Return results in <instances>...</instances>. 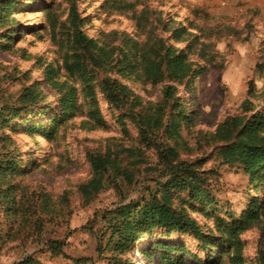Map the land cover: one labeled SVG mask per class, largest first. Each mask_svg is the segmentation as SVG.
Returning a JSON list of instances; mask_svg holds the SVG:
<instances>
[{
    "label": "rangeland",
    "instance_id": "rangeland-1",
    "mask_svg": "<svg viewBox=\"0 0 264 264\" xmlns=\"http://www.w3.org/2000/svg\"><path fill=\"white\" fill-rule=\"evenodd\" d=\"M123 1H136L135 8L118 11L113 8L115 0H17L16 7L7 14L8 27H0V36L9 28L13 38L10 43L0 39V166L18 158L15 171L0 168V264H163L160 249H149L154 242L186 246L180 256L188 264H232L225 246L215 244L211 249L200 250L189 235L166 237L155 232L146 235L135 248L117 252L119 216L115 209L123 201L139 198L144 187L156 188L152 178L157 177V172L147 169L158 164L154 149L145 151V161L139 165L133 185L125 182L122 168L117 165L108 166L105 176L96 180L86 154L140 144L134 124L126 120L124 131L117 120L119 113L98 93L107 128L96 126L86 115L85 107L83 115L75 114L59 123L48 136L46 129L53 128L50 109L43 116L38 109L31 112V107L25 110L20 103L24 89L39 84L47 104H54L56 92L45 81L44 70L49 65L63 64L60 30L69 25L67 20L74 6L81 16L88 17L83 30L96 39L101 33L114 30L125 31L139 40L170 35V29L155 22L176 17L168 3ZM144 12L149 24L138 26ZM179 23L172 22V26ZM181 23L199 26L198 34L207 43L206 53L213 55V60L207 71L196 78L192 91L180 89L189 105L187 109L198 114L192 117V125L183 130L187 147L181 144L179 149L184 158L195 160L201 169L216 172L209 185L216 199L215 216L237 218L249 203V178L242 168L225 163L220 155H209L206 138L227 117L239 114L245 99L255 102L257 109L263 103L258 98L264 89L263 29L254 22L241 27L237 22L230 26L217 22ZM3 44L8 48H1ZM98 74L104 75L103 71ZM114 75L143 103L158 102L161 85H146L133 76ZM57 80L75 86L79 100H83L81 78L71 77L61 68ZM43 103L38 104L44 106ZM35 124L41 128L32 129ZM203 153L207 156L203 157ZM84 185L91 190L90 197L84 195ZM211 213L191 210L200 224L214 229L215 216ZM240 237L245 243L243 264H259L258 253L264 249V218Z\"/></svg>",
    "mask_w": 264,
    "mask_h": 264
},
{
    "label": "trees",
    "instance_id": "trees-1",
    "mask_svg": "<svg viewBox=\"0 0 264 264\" xmlns=\"http://www.w3.org/2000/svg\"><path fill=\"white\" fill-rule=\"evenodd\" d=\"M17 3V0H0V27L8 25L7 14ZM135 3L115 0L113 8L128 11L135 8ZM87 20L88 17L81 16L75 6L71 9L67 20L69 25L60 30L63 64L57 67L49 65L44 70L45 81L56 92L54 104H47V97L39 84L26 87L20 103L25 110L29 106L33 109L31 112L38 109L43 116L50 109L53 128L46 129L48 136L52 135L59 123L75 114L83 115L85 107L86 115L96 126L107 128L98 93L102 94L111 109L119 113L117 120L124 131L126 120L134 124L140 144L116 146L114 151H89L86 154L96 180L105 176L108 166L117 165L122 168L125 182L133 185L139 165L145 161V151L154 149L158 164L147 169L157 172V177L152 178L156 181V188L144 187L139 198L123 201L115 209L119 216L116 225L117 252L135 248L146 235L158 232L166 237L189 235L200 250L211 249L215 244L223 245L232 264H243L245 243L240 236L264 218V89L258 96L263 102L260 108L257 109L252 100L245 99L241 112L227 117L206 138L209 155H220L225 163L242 168L249 178L247 194L250 198L246 209L237 218L231 215L227 220L214 213L217 210L216 199L209 185L216 172L201 169L195 160L184 158L179 149L181 144L187 147L183 130L192 125V117L198 114L196 110L187 109L189 105L180 94V89L192 91L196 78L207 71L208 64L213 60V55L206 53L207 43L198 34L201 33L199 26L194 23L185 25L179 21V25L173 27L172 22L178 21L168 16L155 21L170 29V35L166 38L150 36L139 40L125 31L114 30L108 34L101 33L100 38L96 39L82 28ZM148 24L144 12L143 22H139L138 26ZM53 28L55 31V26ZM6 31L0 39L4 38L10 43L13 38L8 33L9 28ZM103 37L108 40H103ZM175 43L184 46L179 47ZM1 48L8 47L3 44ZM61 68L71 77L81 78L82 101L75 86L57 80ZM101 71L104 73L102 77L98 74ZM114 74L122 78L133 76L146 85H161L158 102L143 103V99ZM41 102H44V106L38 104ZM32 127L34 130L41 128L38 124ZM205 156L207 154L203 153ZM17 163L18 158L11 162L7 160L6 166L2 164L0 168L12 172L16 170ZM81 189L86 197L91 196L92 192L86 185ZM197 209L208 215L212 211L211 215L215 216L214 229L203 226L192 216L191 210ZM154 247L160 249L163 264H188L180 256L187 249L186 246L154 242L149 249ZM257 261L264 264V249L259 251Z\"/></svg>",
    "mask_w": 264,
    "mask_h": 264
},
{
    "label": "crops",
    "instance_id": "crops-1",
    "mask_svg": "<svg viewBox=\"0 0 264 264\" xmlns=\"http://www.w3.org/2000/svg\"><path fill=\"white\" fill-rule=\"evenodd\" d=\"M162 1L168 3L178 22H217L226 26L237 22L239 27L254 22L257 28L263 29L264 35V0Z\"/></svg>",
    "mask_w": 264,
    "mask_h": 264
}]
</instances>
